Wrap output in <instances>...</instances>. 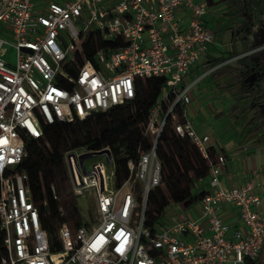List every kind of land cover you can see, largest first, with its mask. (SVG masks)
Wrapping results in <instances>:
<instances>
[{"label":"built area","instance_id":"obj_1","mask_svg":"<svg viewBox=\"0 0 264 264\" xmlns=\"http://www.w3.org/2000/svg\"><path fill=\"white\" fill-rule=\"evenodd\" d=\"M208 7V0H0V264L258 263L261 199L250 181L220 185L222 155L208 163L196 216L170 204L166 223L146 224L148 193L161 184L156 144L166 120L207 158L209 136L195 131L187 107L192 87L220 65L182 82L213 43L203 21ZM90 34L107 46L79 62L76 54L83 56L81 43ZM7 47L13 62L5 58ZM148 77L165 79L160 101L141 125L151 147L127 162L129 177L119 186L109 148L63 152L69 192L91 193L93 208L73 206V218L60 222L52 237L44 224L47 204L34 202L19 168L26 138L40 139L41 124L122 106L135 96V79ZM50 194L58 199L53 185ZM225 205L235 208L237 226L220 217Z\"/></svg>","mask_w":264,"mask_h":264},{"label":"trees","instance_id":"obj_2","mask_svg":"<svg viewBox=\"0 0 264 264\" xmlns=\"http://www.w3.org/2000/svg\"><path fill=\"white\" fill-rule=\"evenodd\" d=\"M225 2L230 16L236 22L232 29L234 41L245 42L244 52L258 48V29H264V0H220ZM211 5L212 2L208 0ZM103 42L94 43L90 34L81 43L83 56L77 55V61L89 59L92 49L106 47ZM117 46L115 42L109 44ZM264 49L239 57L234 65L223 64L209 75L212 82L221 90L235 89L236 100H244L242 111L251 112L249 127L264 131V66L261 54ZM217 59L204 64L205 69L221 63ZM72 69V68H71ZM229 77L233 82L221 85V80ZM165 87L163 77L136 78L134 81L135 96L122 106L113 107L105 112L72 122L55 121L52 124H41L42 137L25 140V156L19 168L25 172L26 185L30 188L35 203L45 201L47 206L46 223L52 237L56 225L73 218L70 204L62 205L59 193L60 185L66 179L63 152L69 149L85 148L100 150L109 148L114 165L115 182L119 186L129 177L127 162L138 159L139 151L151 147V140L143 135L141 125L145 122L149 109L160 101ZM239 110L237 103L229 108V114ZM180 114V108L176 111ZM47 146V150L44 147ZM156 155L160 162V185L152 188L147 196L146 224L154 229L162 224V218L170 204H177L183 209L197 203L201 195L196 193L197 183L209 175V161L217 155L212 146L207 147V158H204L194 144L184 136L174 132L172 119L169 117L163 126L156 144ZM53 185L58 199L50 194ZM64 189V185L62 187ZM58 250V249H56ZM244 264H256L246 260Z\"/></svg>","mask_w":264,"mask_h":264},{"label":"crops","instance_id":"obj_3","mask_svg":"<svg viewBox=\"0 0 264 264\" xmlns=\"http://www.w3.org/2000/svg\"><path fill=\"white\" fill-rule=\"evenodd\" d=\"M222 11L224 15L223 26L216 24L214 30H210L208 24H206L204 20L207 13L203 17L205 26L213 34V43L211 44L205 62L192 68L188 76L185 78L188 83L194 81L203 73L206 66L204 64L208 65L217 59H221L222 62L218 64L220 66L223 64L234 65L239 57L248 54L247 52H249H244L245 42L234 41L232 39V29L235 26L236 20L234 17L230 16L227 9ZM217 31L220 34V40L215 36ZM233 43L236 46V51L231 50L228 52L226 46H231ZM197 72L199 73L193 77V74ZM208 78L210 79L207 84H213V86H216L212 82L210 75H207L199 79L192 89ZM221 85L226 86L223 83H221ZM205 93L206 90L202 89L200 95L203 96ZM191 101L192 98L187 107V119L192 122L194 129L198 134H207L209 136V146L214 148L216 155H222L225 157L224 167L218 176L220 185H240L250 181L253 185L254 191L261 199L260 211L264 213V131H258L251 126H236L235 122L232 123L231 121H227L224 128L214 131L212 128L211 117L223 116L224 112L222 109L219 108L211 111L210 108L207 107L206 101L201 102L195 107L191 105ZM208 180L209 178L207 177L197 183L196 193L198 195H201V192L207 188ZM185 210H187L190 215L196 216L198 213V204H194ZM219 215L224 221L233 226L239 224L236 210L231 205H225L219 212Z\"/></svg>","mask_w":264,"mask_h":264},{"label":"rangeland","instance_id":"obj_4","mask_svg":"<svg viewBox=\"0 0 264 264\" xmlns=\"http://www.w3.org/2000/svg\"><path fill=\"white\" fill-rule=\"evenodd\" d=\"M212 2L211 5H209L208 10H207V14L204 17V20L206 22V24H208V27L210 30H214V26L216 24H219V26H223V22H224V15H223V11L224 9H227L225 2L220 1V0H210ZM216 37L220 40V34L218 33V31L215 33ZM228 52L232 51H236V46L233 43L231 46L227 45L226 46ZM254 48L251 51L247 52L252 53L255 51ZM7 53L5 58L7 60H9L10 62H13V58H14V52L10 47L6 48ZM244 54V53H241ZM227 55V54H226ZM225 55V56H226ZM261 58L262 61H264V53L261 54ZM262 66H264V63H262ZM197 73L193 74L196 76ZM193 79V78H191ZM209 79H205L204 81L200 82L198 84V86H196L195 88H193L189 94L190 99L192 98L191 101V105L193 106H198L201 102H205L207 103V107L210 108V110H216V109H222V111L224 112L223 116H212V128L214 131L219 130L221 128H224L227 121H231L232 123L235 122V125L237 126H246L249 127L248 125V121L251 118V112L248 111H242L245 107V102L244 100H236V98L239 97L236 96V91L235 89H230V90H221L219 89L217 86H213V84H207V82H209ZM233 82L232 78L226 77L224 79L221 80V83L225 84L226 86L231 84ZM188 83L186 80H184L182 82V84H186ZM202 89L206 90V93L202 96L200 95L202 92ZM237 103L239 106V110L236 114H231L228 115V109L230 108L231 104ZM45 150H47V146L44 147ZM110 170L111 168L109 166H107L106 169V173L107 175L110 174ZM64 185V189L62 188ZM61 184L59 187V193H60V197L62 199V205L64 204H70V209H72L73 211V206H76V208L78 210H82L83 212H89L90 208H93V199L94 196L91 193H84V195L80 196V197H76L74 195H72L69 190H70V184L68 183V181L66 180L64 184ZM173 206H169L166 209L173 211L172 210ZM182 211L186 212L183 208H180ZM168 221L167 218L163 217L162 218V224L166 223ZM57 227V225H56ZM257 264H264V248H262L260 255H259V259H258V263Z\"/></svg>","mask_w":264,"mask_h":264},{"label":"water","instance_id":"obj_5","mask_svg":"<svg viewBox=\"0 0 264 264\" xmlns=\"http://www.w3.org/2000/svg\"><path fill=\"white\" fill-rule=\"evenodd\" d=\"M258 34H259V44L260 46H264V29L259 28Z\"/></svg>","mask_w":264,"mask_h":264}]
</instances>
